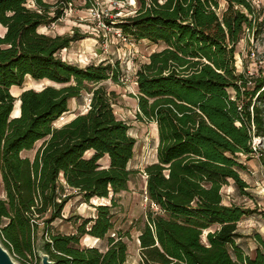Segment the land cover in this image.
I'll list each match as a JSON object with an SVG mask.
<instances>
[{"label": "trees", "instance_id": "16d2710c", "mask_svg": "<svg viewBox=\"0 0 264 264\" xmlns=\"http://www.w3.org/2000/svg\"><path fill=\"white\" fill-rule=\"evenodd\" d=\"M72 2L58 0L54 10L46 0H0V239L21 264H40L39 239L54 264H126L128 244L115 232L112 208L136 173L129 162L137 141L117 117L118 93L105 85H122L125 73L118 61L82 67L61 56L86 38L79 29L49 33ZM138 2L134 15L107 23L162 46L135 75L136 117L158 132L156 160L144 170L139 264H264L260 234L252 254L237 242L238 223L255 213L264 221V212L227 205L222 193L234 182L248 195L241 173L253 140L264 137V77L236 67L245 32L255 34L260 24L257 8L252 0ZM29 77L60 87L26 89L16 98L11 89ZM84 96L86 112L56 127L70 101ZM41 141L33 159L22 156ZM77 195L111 204L96 206L77 234L52 233ZM83 237L103 247H84Z\"/></svg>", "mask_w": 264, "mask_h": 264}, {"label": "rangeland", "instance_id": "374dc122", "mask_svg": "<svg viewBox=\"0 0 264 264\" xmlns=\"http://www.w3.org/2000/svg\"><path fill=\"white\" fill-rule=\"evenodd\" d=\"M54 6H62L58 0H46ZM257 8L259 26L254 33L245 32L244 39L237 47L236 67L241 74L251 77H264V0H252ZM60 4V5H59ZM88 4L90 6L88 7ZM138 0H73L72 4L65 9L64 15L54 25L50 32L56 34H69L79 29L80 33L86 36L85 39L75 42L69 50L61 53V56L69 62H74L82 67L89 63H100L110 61L119 62L123 76V84L113 85L111 82L105 85L112 91L118 93L115 111L117 117L126 121L130 126L129 133L136 139V152L134 158L129 162V168L134 172L128 191L118 195L117 206L112 208L115 221V232H120L123 241L128 244L127 263L139 264L140 243L138 237L146 220L148 204L146 200V176L145 168L156 160L158 144V132L156 125L141 122L136 117L138 101L134 96L137 93L135 85V75L139 66L148 62L151 53L162 49L149 41H136L135 39H121L117 36V29L107 22L116 23L119 19L132 16L139 9ZM46 29H44L45 31ZM5 30L0 26V34L4 35ZM53 85L49 81L37 82L32 78H27L21 88H12L13 95L18 98L26 89L35 88L42 90L44 86ZM14 115L20 112L18 105ZM70 112L59 119L55 124L59 127L75 116L77 112H86L89 107V96H84L81 100L70 101ZM43 142H38L33 150L22 153L23 157L33 159L36 150ZM254 154L248 159L247 170L241 173L248 188L245 192H240L234 182L225 186L222 190L224 202L227 205H239L246 209H255L264 212V137L253 140ZM105 163V161L103 162ZM110 205V199H94L90 203L83 202L80 196H74L64 209L65 219H57L50 225L52 233H64L68 235L77 234L78 226L84 219H92L96 215V206ZM50 216V215H49ZM42 224L39 232H45ZM89 228V226H87ZM237 242L246 253L252 254L257 247V242L253 238L255 234H260L264 238V221L260 213H255L244 218L238 223ZM113 236H118L114 235ZM205 240V239H204ZM81 244L84 247H103L101 241H96L88 237H83ZM35 260L33 259V262ZM35 263V262H34Z\"/></svg>", "mask_w": 264, "mask_h": 264}, {"label": "water", "instance_id": "95a60500", "mask_svg": "<svg viewBox=\"0 0 264 264\" xmlns=\"http://www.w3.org/2000/svg\"><path fill=\"white\" fill-rule=\"evenodd\" d=\"M44 242L39 239L37 243V252L38 257L40 260V264H54L53 261H51L50 256L48 253H46L44 249ZM0 264H21L17 260H15L10 252L2 245L1 239H0Z\"/></svg>", "mask_w": 264, "mask_h": 264}, {"label": "built area", "instance_id": "2783aa9c", "mask_svg": "<svg viewBox=\"0 0 264 264\" xmlns=\"http://www.w3.org/2000/svg\"><path fill=\"white\" fill-rule=\"evenodd\" d=\"M116 32H117L118 37H120L121 39L127 40V37L121 32V30L118 29ZM146 200H147V197H146Z\"/></svg>", "mask_w": 264, "mask_h": 264}, {"label": "crops", "instance_id": "0c3cea01", "mask_svg": "<svg viewBox=\"0 0 264 264\" xmlns=\"http://www.w3.org/2000/svg\"><path fill=\"white\" fill-rule=\"evenodd\" d=\"M72 4V3H71ZM70 4V5H71ZM146 41V40H145ZM156 125V124H155ZM156 129H157V126H156ZM64 184V183H63ZM65 185V184H64ZM66 186V185H65ZM97 214V213H96ZM93 217H96V215L95 216H93ZM88 238H91V237H88ZM91 239H93V240H96V241H100L99 239H97V238H91ZM139 242V241H138ZM140 243V242H139ZM140 256V255H139Z\"/></svg>", "mask_w": 264, "mask_h": 264}, {"label": "bare ground", "instance_id": "6f19581e", "mask_svg": "<svg viewBox=\"0 0 264 264\" xmlns=\"http://www.w3.org/2000/svg\"><path fill=\"white\" fill-rule=\"evenodd\" d=\"M19 105V104H18Z\"/></svg>", "mask_w": 264, "mask_h": 264}]
</instances>
